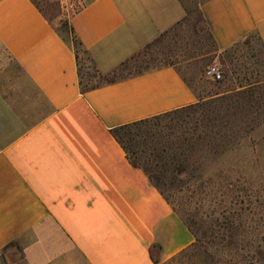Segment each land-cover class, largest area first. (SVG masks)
<instances>
[{
  "label": "crops",
  "instance_id": "crops-1",
  "mask_svg": "<svg viewBox=\"0 0 264 264\" xmlns=\"http://www.w3.org/2000/svg\"><path fill=\"white\" fill-rule=\"evenodd\" d=\"M201 9L220 51L252 33L264 46V0ZM187 15L183 0H84L66 34L40 0H0V46L19 68L0 83V264H157L195 242L112 130L200 95L173 64L84 89L71 37L109 75Z\"/></svg>",
  "mask_w": 264,
  "mask_h": 264
},
{
  "label": "rangeland",
  "instance_id": "rangeland-1",
  "mask_svg": "<svg viewBox=\"0 0 264 264\" xmlns=\"http://www.w3.org/2000/svg\"><path fill=\"white\" fill-rule=\"evenodd\" d=\"M82 1L40 0L66 34L70 33L67 15ZM183 1L186 18L115 75H100L77 45L82 84L92 87L175 65L198 92L199 101L154 121L148 127L153 137L147 152H141L142 143L133 145L130 152L162 187L196 237L191 246L157 264H264V151L246 147L264 114V46L252 33L220 51L202 14L205 0ZM213 63L223 70L220 80L206 76ZM18 73V66L0 46V83ZM185 136L192 140V151H169L162 160L149 156L152 149L180 144Z\"/></svg>",
  "mask_w": 264,
  "mask_h": 264
},
{
  "label": "trees",
  "instance_id": "trees-1",
  "mask_svg": "<svg viewBox=\"0 0 264 264\" xmlns=\"http://www.w3.org/2000/svg\"><path fill=\"white\" fill-rule=\"evenodd\" d=\"M73 43H74V47L76 49V52H77V55H78V59H79V62H80V52H79V49L77 47V45H80L81 48L83 49L84 53L87 54L86 50L83 48L82 46V43L78 40V38L73 34ZM88 56V54H87ZM88 59L91 61L90 59V56H88ZM129 63V62H128ZM125 64L122 68H120L119 70H116L114 72H112L111 74L109 75H102L98 72V70L96 69V71L102 75V76H105V77H109V76H112V75H115L116 73H118L119 71H121L123 68H125L127 65ZM80 68H81V65H80ZM140 73H143V72H140ZM139 74V73H138ZM133 75H137V74H133ZM133 75H129V76H126V77H130V76H133ZM124 78V77H123ZM118 79H121V78H117V79H110L108 80L106 83L108 82H112V81H116ZM104 84V83H103ZM102 85V84H100ZM83 86V84H82ZM99 85H95V86H92V87H87V88H84V89H93V88H96L98 87ZM194 105V104H192ZM192 105L190 106H186V107H183V108H179V109H175V110H171V111H168V112H164V113H161V114H157V115H154V116H151V117H148V118H145V119H141V120H138V121H135V122H131V123H128V124H125V125H122V126H119V127H116L112 130V132L114 133V135L117 137V139L120 141V143L123 145V147L125 148L126 152L128 153V156L132 159V161H134V163H136L137 165L143 167L146 171L147 169L145 168V166L138 162V161H135L133 159V157L131 156L130 152H131V147L133 145H139L142 143L143 145V149L141 150L142 153H146L147 152V146L149 144V141L151 140V138L153 137V133H152V130H150L151 128H148L154 121H157L165 116H170L172 114H175L179 111H182L186 108H189L191 107ZM143 127H145L143 129ZM125 136V137H124ZM127 138V139H126ZM192 140L190 137H183V140H182V143H176V145L172 144L171 146H167V147H163V149H160V150H157L156 148L152 149V151L149 153V156H153L152 159H156V160H162L163 158V153H168L169 151L172 152V153H175L176 151L179 150V152L181 153H184L186 151H192ZM157 150V151H156ZM148 172V171H147ZM149 173V172H148ZM150 177L152 178L151 174L149 173ZM153 180V178H152ZM154 181V180H153ZM154 183L158 186V188L162 191V193L165 195L162 187L157 184L155 181ZM166 196V195H165ZM167 197V196H166ZM168 198V197H167ZM169 200V199H168ZM171 203V202H170ZM172 204V203H171ZM175 209V208H174ZM189 226V225H188ZM190 227V226H189ZM191 229V227H190ZM192 230V229H191ZM194 233V232H193ZM195 234V233H194Z\"/></svg>",
  "mask_w": 264,
  "mask_h": 264
},
{
  "label": "built area",
  "instance_id": "built-area-1",
  "mask_svg": "<svg viewBox=\"0 0 264 264\" xmlns=\"http://www.w3.org/2000/svg\"><path fill=\"white\" fill-rule=\"evenodd\" d=\"M206 76L214 80H220L223 78V70L219 63H213L206 69Z\"/></svg>",
  "mask_w": 264,
  "mask_h": 264
}]
</instances>
